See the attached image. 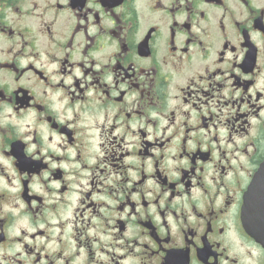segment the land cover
<instances>
[{"label": "flooded vegetation", "instance_id": "1", "mask_svg": "<svg viewBox=\"0 0 264 264\" xmlns=\"http://www.w3.org/2000/svg\"><path fill=\"white\" fill-rule=\"evenodd\" d=\"M263 170L264 0H0V264H264Z\"/></svg>", "mask_w": 264, "mask_h": 264}, {"label": "water", "instance_id": "2", "mask_svg": "<svg viewBox=\"0 0 264 264\" xmlns=\"http://www.w3.org/2000/svg\"><path fill=\"white\" fill-rule=\"evenodd\" d=\"M261 178H264V170L260 174ZM255 187L256 184L253 182L248 190V193L246 195V202L244 206V211H243V223L244 226L247 230V232L250 235L254 234V193H255ZM262 194V193H261Z\"/></svg>", "mask_w": 264, "mask_h": 264}]
</instances>
